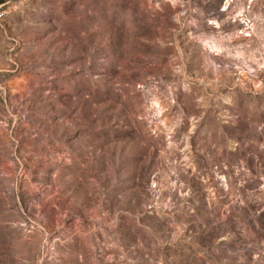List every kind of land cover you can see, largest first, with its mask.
Returning <instances> with one entry per match:
<instances>
[{
    "label": "rangeland",
    "instance_id": "rangeland-1",
    "mask_svg": "<svg viewBox=\"0 0 264 264\" xmlns=\"http://www.w3.org/2000/svg\"><path fill=\"white\" fill-rule=\"evenodd\" d=\"M0 264H264V0L1 5Z\"/></svg>",
    "mask_w": 264,
    "mask_h": 264
},
{
    "label": "water",
    "instance_id": "water-1",
    "mask_svg": "<svg viewBox=\"0 0 264 264\" xmlns=\"http://www.w3.org/2000/svg\"><path fill=\"white\" fill-rule=\"evenodd\" d=\"M12 0H0V6L9 3Z\"/></svg>",
    "mask_w": 264,
    "mask_h": 264
}]
</instances>
